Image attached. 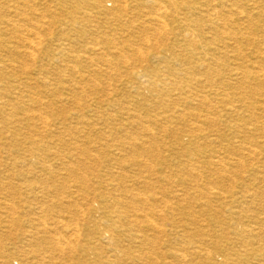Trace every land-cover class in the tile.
<instances>
[{
  "label": "rangeland",
  "instance_id": "374dc122",
  "mask_svg": "<svg viewBox=\"0 0 264 264\" xmlns=\"http://www.w3.org/2000/svg\"><path fill=\"white\" fill-rule=\"evenodd\" d=\"M8 1H11V0H7L6 2ZM102 1H103L102 5L105 8L114 12L112 15L111 14L103 15L102 9H97L95 7H92L91 5L86 6L85 8L80 9L79 11L77 10L78 13L71 15L72 13L71 9H73L72 7L75 6L74 0H41L40 11L44 13L45 15L44 25L41 23L40 26L42 27L39 26L38 28V26L30 25L29 23L30 27L29 25H26L21 30V33L24 32L27 34L31 32L29 33L31 34V39H33V41L37 45H39L38 48H36L37 46H35V48H32L33 43H29V42L23 43L20 40L18 41V39L16 38L15 40H13L14 37H11V36L3 39L2 41L0 40V62H4V65H5L4 68L1 67L0 69H3L4 76L8 78L7 75H11L13 77L12 81L26 83L27 85H29L30 87L32 86L33 88L41 87V89L39 90L41 91L40 93L41 100H44L42 102L46 103L47 105V108L41 111L36 106V104H33L34 106L31 104L33 103L32 98H31L32 95L30 96L29 94L23 93V92H17L19 94H16V95H19L20 99H18V102H16L17 104H15L14 106L10 107L9 105H7V103H5V100L0 101V114L2 112L6 114H10L14 111L19 113L16 123L11 120L8 121L9 119L8 117H7L8 119H4L3 116H0V129H1L0 130V264H41L42 262L38 263L37 261V257L39 256H45V259L47 260L46 261L47 264H51V263L58 264L57 262L59 261H61L59 264H100V262H104L105 260H108V259L112 261L116 260L117 262H121L123 264H134L131 262H137V261H138V264H164L166 262H173V264H179V263L180 264H190L188 262V258L185 261L182 260L180 262H177L174 259H170L169 256L171 255H169V252L170 253L174 252L176 254H179L180 252L179 250H184V252L188 255L190 254L189 252L192 250V247L198 246L200 242L204 243L206 242V240H207L206 242L207 250L215 249L218 253L223 250L227 254V257H226L227 259H224V257L220 256V254L214 255L215 259L214 261H212V264H248V263L249 264H260L262 261H264V243H263L264 240L260 239L250 245H246V244L241 245L240 239L234 234V231H239V232L244 231L246 227L245 225H249V228H252V226L254 227L255 226L254 222H256L257 219H258L257 222H259V220H262V218L264 217V213H263L264 212V199L259 200L258 198H256L254 203H251V201H253L252 199L248 200L247 198H243L244 196L243 192L246 189L245 186L248 185V183L253 184V181L248 182L247 180L249 178V175H251L252 167L247 166L244 168L235 169L233 166H236L235 165L236 163L235 161L232 160L233 158L231 156H229V160L228 158H226L225 161H227V164L230 165L231 173L233 172L232 178H223V177L221 178V174H220L221 171L219 169H216V168L213 169V168L206 167V164L208 162H211L214 159L213 154L210 153L208 150H213L215 152L219 151L221 153H225L226 152L225 149L228 146V142L231 140L234 141V135H235L234 129L236 127L235 123L239 124L241 121L232 120V119L228 120V119H225V117H221V114L216 113V111L219 110L218 104H217L218 101L215 99L212 100L211 105L217 107V110L211 112L212 114L211 116H213V118H211L210 116L211 125L210 124L205 125L204 128L208 129L210 127L208 130H211L214 132L216 131L215 133L220 135L222 139L217 140L216 144L211 145V147L209 146L208 150H206V148L208 147L207 145L208 143L202 137L200 138L198 137L194 139L195 143L193 146L188 147L187 149H181L180 147L179 149L177 147L179 144H181V142L177 141L175 137H171L170 135L168 136L164 132H161V130L160 132L159 130H155L154 133L156 134L157 138H155L154 141L147 140L144 138L145 133L142 132L143 129L139 127L140 120L141 122L143 121L142 123L144 124L150 119H152L153 121L155 120L159 121V119L161 120L164 117V115H166V112L171 111L173 109V105L170 102L169 94L172 93L170 95H177L183 89L189 90V88H187L188 80L192 81L193 83V86L191 89L193 92L202 91L203 95H208L211 99H213L214 97L212 93L216 92V88L211 89L209 87L203 86L202 84L197 85V82H200V81L204 82L206 80L205 76L207 72L206 70L203 69V67L196 64L195 56H197L198 54H196L195 51L191 50L188 47V44L185 38L182 17H184L183 13H184V9L188 1L187 0H142L141 2L139 1L132 2L131 0H127L128 1L127 5L132 7L134 10L128 11L127 13L121 12V14H118V3H117L118 0H102ZM255 1L263 2V3H259V2L258 3L260 4L264 12V1L263 0H245L244 3L247 5H251L250 7H252ZM12 2L20 3L21 0H12ZM32 3H35V0H31V4ZM159 8L161 10H159ZM245 8L247 10V7ZM115 11H116V14H115ZM72 17H75L77 20L76 19L74 20ZM159 18L161 19L157 20ZM0 19H1L0 20V23H1L5 19V17L1 16ZM151 21H154L156 25L152 23ZM230 21H232L234 24L230 22L229 25L227 26V29H231L230 32H233V31L235 32V34H231V36H234L233 38L236 37L235 39L239 41V44H240L239 47L241 48V52L236 51L234 49V47H237L236 44L234 43V41H230L228 42L229 47H227V49H225L224 51L221 50V53H218V52L216 53L217 57L219 58L220 56V59H222L223 62L224 61L226 63L228 62L227 63L228 65L226 64V67H225V72L227 75L225 74L224 76H216L215 79H220V80L225 81V83H227V86L221 89L223 92L221 90H218L219 92L217 91L218 94L223 95L220 97L221 98L225 97V98H222L225 100H227L226 98H228V101L234 102L236 100L232 99V97L233 96L237 97L240 94H243L242 93L243 90H241V88L236 89V87H239V84H237L238 82H236V80L233 79L229 75L230 71L235 70V71L240 72L241 70H246L248 72H254L256 70L255 68H257V65L262 66L264 68V23L259 22L258 26L253 28V27H250V25L247 22H244L246 20H241V19L239 20L236 18V16L230 17ZM166 23L167 25H165ZM74 24L76 26H73ZM85 24H87V26H85ZM150 25L153 27H149ZM31 26H33V28L37 30L35 33L32 32V30L30 29ZM77 26H80V27H77ZM242 26L245 27V29ZM2 27L3 26L0 24V28ZM155 27L156 29H161L162 31L161 30L160 31L162 33L160 35L159 34L155 35L152 32H148L146 34V37L149 38L150 42L149 41L146 43L141 42L139 39L140 34H135V33H140L143 29H148L150 31L155 30ZM83 30L85 31L84 32L85 35L83 37H80L77 33ZM90 32H93V33L91 34ZM94 32L96 34H94ZM99 33H103L104 35L99 34ZM211 33L212 32L208 33V31H205L206 37H208V39L211 40V41L209 40L210 43H213V41L215 42L217 41L216 43L220 44L221 42L224 41V38L222 39L220 37L217 39H215L216 37L215 38L213 37L212 39L210 37L212 36ZM231 36L228 38L233 39L231 38ZM225 37L227 38V36ZM243 37L245 38V42H241L240 40ZM124 38H125V41H123ZM126 38H127V41H126ZM156 38H157V42H155ZM116 39H117V44H116ZM130 39H132L131 41H133V43L136 45L135 46L133 44L135 46L134 49L136 48V50H132V48L130 47L129 45ZM160 39H163V40H160ZM247 40H249V42H246ZM14 41L16 43L18 42L19 44L18 43L16 44ZM184 42H185V45H184ZM164 43L166 44L167 47L164 46L165 45ZM137 47L141 49L139 50ZM30 48L36 53L35 52L33 53V51ZM97 48L101 51L99 50L93 51V49L95 50ZM108 48H114V49H111L110 52H107ZM104 50L106 53L102 52ZM141 50L143 51L140 52ZM14 51L16 52V54ZM30 53H33V55L35 56V58L33 57L34 60L28 58V55L30 56ZM12 54H15V56L12 57ZM121 55H124L127 59L124 57H121ZM137 55L139 57H137ZM230 56H232V58ZM158 57L160 59H158ZM198 57L204 58L205 54L199 55ZM252 57H254V59ZM124 59L126 61H124ZM10 60L16 61L15 62L16 65L11 66L8 63V61ZM240 62H242L243 64ZM73 65H75L76 67H74ZM238 65L239 67L240 66L241 67L239 68ZM4 70H6L7 72ZM108 70L112 71L113 73L109 72ZM114 70L117 72H115ZM50 74L53 77H50L49 76ZM2 79L3 80L1 79L0 80L2 82L4 81L3 85H6L5 78H2ZM91 79L92 80L95 79V80L90 82L89 80ZM43 80L44 82H42ZM106 81H108V83ZM109 82H113V83L110 84ZM86 83L89 86H87ZM50 84H51V88L59 87L63 91L62 97L58 98L57 95L53 96L51 94H48L49 93L48 89H50ZM109 85L110 87H108ZM258 85L259 84L255 82L253 83V85L250 84V86H248L249 92L247 94H249L250 91L252 92L254 89V91H257L256 94H259V96L260 94L263 95L264 87H258ZM79 86L81 88H79ZM194 89H196V91ZM99 90L101 92H99ZM74 91L76 92L78 91L79 92L78 95ZM105 92L108 94H105ZM27 95H29L30 97H27ZM73 95L75 96L77 95V97L81 95L82 104L96 106L97 108L96 114L88 113L87 112L88 110L86 109L84 111H81L82 113L81 116H84L83 117L84 120L85 119L91 120L90 123L92 124L97 123L98 126L96 128L97 131L91 132L87 127L78 126L76 125V122L73 121V124H72L73 128H69L70 130L69 132H71V134L67 132L65 135L62 136L63 140L66 143L68 144L75 143L76 146L78 145V146L86 147L89 151H91V155L96 154L95 156H98V157L103 156L102 158L104 157L108 158L110 154H112L113 156L115 154L117 155L119 154L121 155L122 159L123 158L131 159V155L128 154V150L126 148L123 150H117L119 144L111 143L105 146L106 144L103 142H106L107 139L110 141L114 140L117 137L118 138L123 137V139L125 138L127 140L129 135L130 136L134 135L135 138L138 139L137 140L138 142L148 141V145L157 143V145L160 147V155L162 159L161 162L152 160L151 158H147V157L146 158L139 157L138 159L139 160H141V158L147 159V161L145 160L147 162V165L151 163L152 164L151 167L156 172L160 170V165L166 168L165 171L163 170V172H165V174L169 176L171 179L169 180V182L160 183L164 185L163 187L164 189L169 190L170 188L171 189L170 192H172L173 190L174 191L184 190V192H186V195H187L186 199H187V202H189L188 204L190 205L185 203L183 204L185 208H183L182 210H178V211L175 210L176 206L174 205L173 208L175 209H171V210L169 209L165 212V217L163 218L165 221H162V220L157 221V223L163 225V228L166 230V232H168L167 238L163 237L159 240L160 245H158V247L156 246L155 249H152V250L149 247L141 248L139 244H137L134 241H131L130 239H128V237L124 235L120 236L119 241H120V244L124 247V249L126 251H130V253H133L135 254V256H137V259L135 261H133L132 259L123 258V257L119 258L120 260L118 261L117 259L114 258V255L111 254L110 252L111 248H109V246L107 245L105 241L101 243L100 248L98 250L95 249L97 248L96 243L99 241L98 240L99 235H96L93 229L94 228L95 229L107 228V224L105 222H102L101 218L103 217V214L110 215V212L107 213V211H104V210L102 212V209H101V211H99L98 213H96L95 211H93L92 213L89 210V208L91 207L89 205L90 202L85 201L86 196H90V198H95L96 200L98 199L97 201H99V204L92 203V205L94 204L93 206L94 209L98 210V208H101L103 206L102 205L103 203H101L103 199L102 197H100L101 193L97 192L100 189V186H102V184L99 183L98 179L95 178L94 175H92L90 172L85 173L88 178V179L86 178V180L88 181V183L90 182L89 183L90 190L89 189L81 190L80 187L83 185V181L81 179H77L73 175H70L67 172V170H64V168H62L63 160L64 161L66 160L64 158L67 157V155H69L67 152L65 153V155L62 154L63 155V158L61 157L62 159L60 157L57 158L56 156H52L51 154H47V153L42 154L41 152H36V154L33 155L35 156V158H32V159L30 157L29 159L25 157L28 151L30 152L33 151L32 142H38L41 138L39 135H37L35 128L41 127L42 125L39 121H37L36 119L33 120L32 118L33 117L35 118V116L38 115L37 112L39 113L42 112L44 116L49 117V123L54 124V123H57L56 122L57 119H60L61 117H68L73 112V109H75V105L71 101L72 100L71 96ZM249 95L251 96V94ZM254 96L256 98L258 97V95H254ZM110 98L112 100H110ZM130 103L131 104L134 103V104L131 105ZM125 105L128 107V111H126L127 108L125 107ZM234 105H238V104L235 103ZM123 107L125 108L124 111H122V109H119ZM179 108L183 109L182 106H180ZM130 109L131 111H134V113L130 112ZM135 109L137 110V112H135L136 111ZM190 109L191 110L196 109V111L202 110L195 104L190 105ZM121 112L123 113L121 114ZM130 113L131 114L133 113L134 115L137 113V115L134 116L133 114L131 115ZM243 115L246 118H249L248 115L250 117L252 116L250 112H245L243 113ZM130 116H133L134 118L128 120V123H126L128 117ZM138 116L140 118L143 116L144 117L143 119L142 118L137 119ZM259 117L260 116L257 115V118ZM94 119L96 120L94 121ZM254 121L256 122V119H254L253 117L250 123L254 124ZM186 122H182V121L178 122L174 120L170 123H167L166 121H164L162 124L163 126L167 127L169 130L171 129L172 130H179V129L184 130L188 126L189 122H191L192 124L195 123V121L193 120H187ZM191 123H190V126L192 125ZM69 125L67 126L69 127ZM74 127H76V129ZM232 127L234 129H232ZM100 128L101 129L103 128L105 130L102 129L101 131ZM154 128L156 129V126ZM78 129H82L83 132L79 134L77 132ZM100 134H101V137H100ZM212 139H215V137H213ZM259 140L264 143V139H259ZM17 143H21L22 145H21V148L16 150L15 144ZM127 143H129V140L125 141V144L128 147ZM182 143L187 144L188 139L184 137ZM172 147L176 149V152H174V155L170 154L168 151V149ZM56 148H57L56 150L60 149V151H63V152L65 151L64 149L59 148V146H57ZM201 155L203 157V158L201 157L202 159L200 158ZM43 157H45L49 163L45 168L40 169L38 168L39 165H37L36 159L37 158L42 159ZM79 157L81 158V156H76L75 158L79 159ZM198 158H200V161ZM259 160L261 162L264 161L263 158L260 157V159L258 158L256 162H259ZM82 161L85 162V159H83ZM192 162H195V163H192ZM86 163H88V165H91V163L88 161H86ZM56 166L58 168H56ZM92 168H94L93 169L94 173L95 171H97V173L99 172L100 174H103V173L105 174L107 171H109L108 169L102 167L101 165H96V166L93 165ZM190 168L192 169L190 170ZM117 169H118L117 166L112 168L114 174H116L117 172L116 175H118L119 172H121L119 169L118 170ZM198 171L201 174H199ZM237 172H242L246 178L240 179L237 177V175L234 176V173H237ZM185 174L187 177L185 176ZM133 176L138 178V175L133 173V174H130V178H128L126 181L132 180ZM46 178L47 180H45ZM180 178L183 179L184 183H182L183 181L181 182L179 180ZM252 178L254 179V177ZM123 181H125L124 178H123ZM255 182L256 183L254 184V186L257 185L258 188L257 187L256 188L258 189V191H262L263 190L262 188H264L263 186L264 181L263 182L259 181L260 183H258V181H255ZM194 183H197V185ZM243 185H245L244 186L245 189L243 188L244 190L242 189ZM224 187L226 188V190ZM228 187L230 190H232L231 192L237 193L235 196V198L237 199L230 198L229 195H226L227 198L222 199L223 201L218 200V199L214 200L213 198H211L210 201H207L204 195H202L203 192L206 193V191L208 190L210 193H214L218 191V189L221 190V188L223 189V192L224 191L229 192L230 190H228ZM38 190H40V192ZM168 190L162 191L164 195L163 199L167 202L175 203L176 200L175 199L172 200L174 196L170 194ZM48 192L51 193V195ZM39 193L40 195H38ZM41 193H43V195ZM46 194H49V196ZM112 195L115 196V195H118V193L114 192V194ZM171 195H172V198H171ZM104 196H105L104 200L106 199L109 200L108 196L106 195ZM55 199H57L56 200L57 202L55 201ZM238 202L240 203L238 204ZM69 204L70 205L72 204L73 206L72 205L70 206ZM7 205H8V208H7ZM249 205L250 207L248 208L247 206ZM78 206H80V208ZM222 206L224 207L226 206V209ZM258 206L260 208H258ZM251 210H253V212H251ZM83 211H84V214L82 213ZM101 212H102V215H101ZM15 213L17 214L16 216L14 215ZM57 213L59 214L57 215ZM256 217L257 219H255ZM65 218L66 220H64ZM86 218L87 220L89 218L90 219L87 221ZM8 222H17V223L13 226H9L8 224L10 223ZM51 226L54 228V230L56 229L55 230L56 232L58 231L57 233H59V231H61L59 234L62 233L60 235L61 241L63 240L64 241L60 242L59 246H56V244H52V246L50 247L47 246L46 248L44 247L42 250H35L34 248L32 249L31 247L26 246L23 243L25 242V238L28 235H30L31 231L36 230V229H42L44 227L51 228ZM180 226H183L186 230H188L189 236H187V238L178 236L179 233H180L179 235L183 234L182 233L183 227L181 228ZM228 228H229V231L226 232L223 238L221 237L219 238L215 235V233H218L219 231L221 232V230L224 231L223 229H228ZM67 230H70V231H67ZM69 233H72V234H69ZM63 234H64V237H63ZM67 234L72 235V236H69ZM147 235L148 237L150 236V238H152L154 234L153 232H147ZM230 235L231 237H228ZM41 236L45 237L46 235L44 236L41 235ZM161 240H162V243H161ZM66 242H69L72 245H68V244L66 245ZM52 247L54 248L55 251L51 249ZM186 250L188 251L186 252ZM254 250L255 251L257 250L256 254L259 255L257 256L258 258L256 261H255L256 257L253 256V253H252V251ZM237 253L241 255V258L243 259L242 262L237 261L238 258L235 257V254L237 255ZM47 254H48V257L46 256ZM101 256H103L105 260L103 261L100 260ZM52 257L53 259H51ZM48 261H50L51 263Z\"/></svg>",
  "mask_w": 264,
  "mask_h": 264
},
{
  "label": "bare ground",
  "instance_id": "6f19581e",
  "mask_svg": "<svg viewBox=\"0 0 264 264\" xmlns=\"http://www.w3.org/2000/svg\"><path fill=\"white\" fill-rule=\"evenodd\" d=\"M7 0H0V17L4 16L5 19L0 23L3 27L0 28V40L2 41L5 38L8 37H14L13 40L18 39V41L20 40L21 42L25 43V42H29V43H33L32 44V48H35V46H37L36 48H38L39 45H37L33 39H31V32L29 33H21V30L24 26L26 25H34V26H40V24L42 23L44 25V19H45V15L44 13H42L40 11V3L41 0H35V3L31 4V0H21V2H12ZM75 1V6L72 7V13L71 15H74L76 13H78V11L80 9L85 8L86 6H92L95 7L97 9H102L103 15H112L114 12L111 10H108L107 8H105L102 4L103 1L102 0H74ZM132 2H141L142 0H131ZM187 4L186 7L184 9V17H182L183 19V30L185 32V38L188 44V47L195 51L196 54H198L197 56H195V62L197 65H200L201 67H203L204 70H206V80L204 82L200 81L197 82V85L202 84L203 86L209 87V88H216V92L218 90L223 89L225 86H227V83H225V81L220 80V79H215L216 76H224L226 74L225 72V67H226V63L225 61L223 62L222 59H220L217 57L216 53H221V50L224 51L225 49H227L228 46V42L230 41H234V43L236 44L237 47H234V49L238 52H241V48L239 47V41L236 40L235 38H233L234 36H231V34H235V32H230L231 29H227V26L229 25L230 22V17L236 16L237 19H241V20H246L244 22H247L250 27H257L259 22L260 23H264V12L262 7L260 6L259 3H263L261 1H255L252 5V7H250L251 5H247L245 4V0H187ZM264 1V0H263ZM151 2V1H149ZM259 2V3H258ZM43 3V2H42ZM118 14L122 13H127L128 11H132L134 10L132 7H130L129 5H127L128 1L127 0H118ZM177 3V2H176ZM173 4V3H172ZM158 5V4H157ZM247 7V10L246 8ZM61 8V7H60ZM158 8V7H157ZM156 8V9H157ZM163 8V7H161ZM149 9V8H148ZM165 9V8H164ZM78 10V11H77ZM159 10H161L159 8ZM65 11V10H64ZM90 11V10H89ZM158 11V10H157ZM169 11V10H168ZM81 12V11H80ZM161 12V11H160ZM100 13V12H99ZM116 14V11H115ZM254 14V15H253ZM12 16V17H11ZM167 16V15H166ZM180 16V15H179ZM178 16V17H179ZM10 17V18H9ZM54 17V16H53ZM130 17V16H129ZM135 17V16H134ZM138 17V16H137ZM74 20L76 19L75 17H72ZM92 18V17H91ZM136 18V17H135ZM139 18V17H138ZM153 18V17H152ZM150 19V18H149ZM155 19V18H154ZM161 18L157 19L160 20ZM1 20V19H0ZM77 20V19H76ZM123 20V19H122ZM152 20V19H151ZM156 20V19H155ZM163 20V19H162ZM232 20V19H231ZM182 21V20H181ZM106 22V21H105ZM141 22V21H140ZM152 23H154V21H151ZM28 23V24H27ZM53 23V22H51ZM112 23V22H111ZM147 23V22H146ZM233 23V22H232ZM231 23V24H232ZM236 23V22H235ZM83 24V23H82ZM144 24V23H143ZM155 24V23H154ZM158 24V23H157ZM234 24V23H233ZM242 24V23H241ZM29 25V27H30ZM84 25V24H83ZM115 25V24H113ZM156 25V24H155ZM160 25V24H159ZM167 25V23L165 24ZM50 26V25H49ZM73 26H76L75 24ZM82 26V25H81ZM85 26H87V24H85ZM147 26V25H146ZM42 27V26H40ZM80 27V26H77ZM90 27V26H89ZM94 27V26H93ZM92 27V28H93ZM149 27H153V26H149ZM243 27V26H242ZM68 28V27H67ZM82 28V27H81ZM168 28V27H167ZM233 28V27H232ZM237 28V27H236ZM245 29V27H243ZM249 28V27H248ZM29 29V28H28ZM32 30V32H36L37 30L35 28H33V26H31L30 28ZM84 29V28H83ZM99 29V28H98ZM117 29V28H116ZM119 29V28H118ZM142 29V28H141ZM166 29V28H165ZM89 30V28H88ZM101 30V29H100ZM161 29H156L155 30H148V29H143L140 33H135V34H140V41L143 43H146L149 41V38L146 37V34L148 32H152L155 35H160L162 32ZM164 30V29H163ZM234 30V29H233ZM40 31V29H39ZM135 31V30H134ZM205 31H208V33L212 32V36H210L212 39L213 37L215 39L217 38H224V41L221 42L220 44H217L215 41H213V43H210L208 39V37H206ZM237 31V30H236ZM239 31V30H238ZM254 31V30H253ZM28 32V31H27ZM85 31H80L77 34L80 37H83L85 35L84 33ZM103 32V31H102ZM105 32V31H104ZM113 32V31H112ZM166 32V31H164ZM240 32V31H239ZM38 33V32H37ZM65 33V32H64ZM91 34L93 32H90ZM90 34V35H91ZM94 34H96L94 32ZM93 34V35H94ZM104 35L103 33H99ZM108 34V33H107ZM184 34V33H183ZM237 34V32H236ZM243 34V33H242ZM256 34V33H255ZM110 35V34H109ZM115 35V33H114ZM128 35V34H127ZM154 35V36H155ZM247 35V34H246ZM251 35V33H250ZM33 36V34H32ZM39 36V35H37ZM165 36V35H164ZM227 36V38L225 37ZM233 38L230 39L228 37ZM129 37V36H128ZM85 38V37H84ZM110 38V37H109ZM162 38V37H161ZM98 39V38H97ZM113 39V38H112ZM165 39V37H164ZM221 39V40H222ZM257 39V38H256ZM36 40V39H35ZM114 40V39H113ZM122 40V39H121ZM132 39L129 40V45L132 48V50H136V48L134 49V47L136 46L133 41H131ZM163 40V39H160ZM241 42H245V38H241L240 39ZM125 41V38L124 40ZM122 41V42H123ZM127 41V38H126ZM211 41V40H210ZM15 42V41H14ZM20 42V43H21ZM150 42V41H149ZM155 42H157V38L155 40ZM164 42V41H163ZM162 42V43H163ZM179 42V41H178ZM177 42V43H178ZM215 42V43H214ZM246 42H249V40H247ZM16 43V42H15ZM18 43V42H17ZM16 43V44H17ZM35 43V44H34ZM115 43V42H114ZM233 43V44H234ZM19 44V43H18ZM116 44H117V39H116ZM119 44V43H118ZM135 46H134V45ZM156 44V43H155ZM165 44V43H164ZM231 44V43H230ZM234 44V45H235ZM252 44V43H250ZM25 45V44H24ZM31 45V44H30ZM96 45V44H95ZM185 45V42H184ZM232 45V44H231ZM8 46V45H7ZM23 46V45H22ZM166 46V44L164 45ZM223 46V47H222ZM142 47V46H140ZM167 47V46H166ZM187 47V46H185ZM29 48V47H27ZM40 48V47H39ZM139 49V47H137ZM152 48V47H151ZM183 48V46H182ZM31 49V48H30ZM70 49V48H68ZM111 49L114 48H108L107 52H110ZM137 49V50H138ZM141 49V48H140ZM139 49V50H140ZM181 49V48H180ZM27 50V49H26ZM32 50V49H31ZM29 50V51H31ZM57 50V49H56ZM99 50L97 49H93V51H97ZM124 50V49H123ZM122 50V51H123ZM145 50V49H144ZM229 50V49H228ZM33 51V50H32ZM55 51V50H53ZM92 51V50H91ZM92 51V52H93ZM101 51V50H99ZM113 51V50H112ZM117 51V50H116ZM143 50H141L140 52H142ZM243 51V50H242ZM15 52V51H14ZM19 52V50H18ZM35 51H33L34 53ZM103 53H106L105 50L102 51ZM126 52V51H125ZM33 53H30V56L28 55L29 59L34 60L35 56L33 55ZM36 53V52H35ZM99 53V52H98ZM134 53V52H133ZM139 53V51H138ZM137 53V54H138ZM148 53V51H147ZM225 53V52H224ZM16 54V52H15ZM15 54H12V57L15 56ZM74 54V53H73ZM123 54V53H122ZM144 54V53H143ZM142 54V55H143ZM177 54V53H176ZM175 54V55H176ZM205 54V57H198L199 55H203ZM244 54V53H242ZM38 55V54H37ZM77 55V54H75ZM99 55V54H98ZM119 55V54H118ZM136 55V54H135ZM139 55V54H138ZM137 55V57H139ZM141 55V56H142ZM145 55V54H144ZM174 55V56H175ZM231 55V54H230ZM20 56V55H19ZM53 56V55H52ZM85 56V55H84ZM107 56V55H105ZM242 56V55H241ZM247 56V55H246ZM263 56V55H262ZM21 57V56H20ZM25 57V56H24ZM34 57V58H33ZM79 57V56H77ZM82 57V56H81ZM109 57V56H108ZM107 57V58H108ZM121 57L126 58L124 55H121ZM178 57V56H177ZM223 57V56H222ZM225 57V55H224ZM229 57V56H228ZM232 58V56H230ZM256 57V56H255ZM261 57V56H259ZM10 58V57H9ZM23 58V57H22ZM90 58V57H89ZM103 58V57H102ZM164 58V57H163ZM254 59V57H252ZM258 58V57H257ZM20 59V58H19ZM60 59V58H59ZM77 59V58H76ZM75 59V60H76ZM127 59V58H126ZM133 59V58H132ZM147 59V58H146ZM158 59H160L158 57ZM226 59V58H225ZM224 59V60H225ZM243 59V57H242ZM36 60V59H35ZM95 60V59H94ZM134 60V59H133ZM233 60V59H232ZM256 60V59H255ZM74 61V60H73ZM82 61V60H81ZM87 61V60H86ZM124 61H126L124 59ZM128 61V60H127ZM143 61V59H142ZM235 61V60H234ZM16 61L14 60H10L8 61V63L11 66H15ZM22 62V61H21ZM60 62V61H59ZM252 62V61H251ZM3 63V64H2ZM6 63V62H5ZM31 63V62H30ZM35 63V62H34ZM87 63V62H86ZM105 63V62H104ZM147 63V62H146ZM242 63V62H240ZM28 64V63H27ZM68 64V63H66ZM72 64V62H71ZM106 64V63H105ZM127 64V63H126ZM125 64V65H126ZM143 64V63H142ZM141 64V65H142ZM180 64V63H179ZM234 64V63H233ZM239 64V63H238ZM243 64V63H242ZM42 65V64H41ZM82 65V64H81ZM228 65V64H227ZM19 66V65H18ZM69 66V65H68ZM74 67H76L75 65H73ZM100 66V65H98ZM193 66V65H192ZM4 68V62H0V68ZM30 67V66H28ZM113 67V66H112ZM224 67V68H223ZM231 67V65H230ZM239 67V65H238ZM241 67V66H240ZM239 67V68H240ZM254 67V65H253ZM13 68V67H12ZM11 68V69H12ZM22 68V67H21ZM20 68V69H21ZM102 68V67H101ZM105 68V67H103ZM228 68V67H227ZM238 68V69H239ZM249 68V67H248ZM251 68V66H250ZM15 69V68H14ZM52 69V68H51ZM57 69V68H56ZM98 69V68H97ZM96 69V70H97ZM114 69V68H113ZM157 69V68H156ZM246 69V68H245ZM256 70L254 72H248L246 70H241L240 72L235 71V70H231L230 71V76L236 80V82H238L237 84H239V87H236V89L241 88L242 93L243 94H238L239 96H233L232 99H235L236 101L232 102V101H228V98L225 97H220L223 95L218 94V92H214L212 93L214 95L213 99H211L208 95H203L202 91H196V89H194L196 92H193L192 86L193 83L192 81L188 80L187 82V88H189V90H181L179 94L177 95H170L172 93L169 94L170 97V102L173 105V109L171 111L166 112V115H164V117L159 121L155 120L153 121L152 119H150L149 121L142 123L140 120V128L143 129V133L144 134V138L147 140H155L156 134L154 133L155 130H161V132H164L165 134H167L168 136L170 135L171 137H175V139L179 142H181V144L178 145L177 148L180 149H187L188 147H191L194 145L195 141L194 139L196 138H200L202 137L205 141H207V145L208 147L206 148V150L209 149V146L211 147V145L216 144L217 140H221L222 137L220 135H218L217 133H215L214 131L205 129L204 126L210 124L211 125V121H210V116L212 115L211 112L216 111L217 107L212 106L211 105V101L212 100H217L218 101V108L219 110L216 111L217 114H221V117H225V119H232V120H239L241 121L239 124L235 123L236 127L235 129L232 127V129H234V141H229L228 142V146L226 147V152L225 153H221L219 151H213V150H208L210 153L213 154V160L211 162H208L206 164V167L209 168H216L219 169L221 172V178H232V173L230 171V165L227 164V161H225L226 158H228L229 160V156H231L233 159V161H235V165L233 166L235 169L237 168H244V167H252V172L251 175H249V178L247 179L248 182L249 181H253V184L248 183V185H243L242 189L245 186V191L243 192L244 196L243 198H247L248 200L252 199L253 201H251V203H254V201L256 200V198H258L259 200L264 199V188H262V191H258V187L257 185L254 186V184L256 183L255 181H258V183H260L259 181H264V161H260L256 162L258 160V158L260 159L263 158L264 160V143L261 142L259 139H264V92L262 93L263 95L260 94H256L257 91H253L249 94H251V96L249 94H247L248 91V86H250V84L253 85V83H257L259 84L258 87H264V68L262 66L257 65V68H255ZM10 70V69H9ZM8 70V71H9ZM99 70V69H98ZM118 70V69H117ZM198 70V69H197ZM249 70V69H248ZM6 71V70H4ZM18 71V70H16ZM83 71V70H82ZM102 71V70H101ZM106 71V70H105ZM109 71V70H108ZM115 71V70H114ZM7 72V71H6ZM11 72V71H10ZM100 72V71H99ZM112 72V71H109ZM117 72V71H115ZM228 72V71H227ZM15 73V72H14ZM43 73V72H42ZM96 73V72H95ZM94 73V74H95ZM108 73V72H107ZM113 73V72H112ZM119 73V72H118ZM117 73V74H118ZM81 74V73H79ZM61 75V74H60ZM163 75V74H162ZM227 75V74H226ZM7 77L4 76V72L3 69H0V77L5 78V83L6 85H3L4 81L2 82L1 80H3L2 78H0V101L1 100H5V103H7V105L14 106L15 104H17L16 102H18L19 94L17 92H23V93H27L31 96L33 104H36V106L42 111L45 108H47L46 103L42 102L44 100H41V91H39L41 89V87H35L33 88L32 86L30 87L29 85H27L26 83H22V82H16V81H12V76L11 75H7ZM50 77L51 74L49 75ZM59 76V75H58ZM70 76V75H69ZM107 76V75H106ZM47 77V76H46ZM92 77V76H90ZM88 77V78H90ZM17 78V77H15ZM19 78V77H18ZM43 78V77H42ZM41 78V79H42ZM61 78V76H60ZM80 78V77H79ZM82 78V77H81ZM110 78V77H109ZM189 78V77H188ZM44 79V78H43ZM46 79V78H45ZM50 79V78H49ZM83 79V78H82ZM115 79V78H114ZM229 79V78H228ZM56 80V79H55ZM95 80V79H94ZM94 80H89L94 81ZM173 80V79H172ZM26 81V80H25ZM46 81V80H45ZM174 81V80H173ZM44 82V80L42 81ZM52 82V80H51ZM50 82V83H51ZM82 82V81H81ZM85 82V80H84ZM87 82V81H86ZM108 83V81H106ZM168 82V81H167ZM49 83V82H48ZM63 83V82H61ZM110 84L113 82H109ZM170 83V82H169ZM230 83V82H229ZM44 84V83H43ZM87 84V83H86ZM94 84V83H93ZM96 84V83H95ZM42 85V84H41ZM45 85V84H44ZM47 85V84H46ZM74 85V84H73ZM196 85V86H197ZM34 86V85H33ZM87 86H89L87 84ZM134 86V85H133ZM68 87V86H67ZM86 87V86H85ZM110 87V85L108 86ZM201 87V86H200ZM199 87V88H200ZM230 87V86H229ZM232 87V86H231ZM74 88V86H73ZM79 88H81L79 86ZM103 88V87H102ZM101 88V89H102ZM122 88V87H121ZM195 88V87H194ZM202 88V87H201ZM250 88V87H249ZM87 89V88H86ZM92 89V88H91ZM107 89V88H106ZM110 89V88H109ZM117 89V88H116ZM204 89V88H203ZM47 90V89H46ZM71 90V89H70ZM85 90V89H84ZM129 90V89H128ZM199 90V89H197ZM205 90V89H204ZM235 90V89H234ZM206 91V90H205ZM222 91V90H221ZM48 94L51 95H57L58 98L62 97L63 95V91L57 87V88H51V84H50V89H48ZM76 92V91H74ZM92 92V91H91ZM99 92H101L99 90ZM103 92V91H102ZM204 92V91H203ZM223 92V91H222ZM72 93V92H71ZM78 91L76 92V94L78 95ZM98 93V91H97ZM111 93V92H109ZM141 93V92H140ZM207 93V92H206ZM241 93V91H240ZM46 94V92H45ZM70 94V93H69ZM105 94H108L105 92ZM104 94V95H105ZM143 94V93H142ZM234 94V93H233ZM237 94V93H235ZM29 95H27V97H30ZM77 95H73L71 96L72 98V102L75 105V109H73V112L68 116V117H61L60 119H57L56 122L54 124L49 123V117L48 116H44L41 113L37 112L38 115L35 116V118L33 117V120H37L41 123V127H36L35 131L37 133V135H39L41 138L38 142H32V148L33 151H28L25 155V157L27 159H29V157L35 158V156H33L34 154H36V152H41L42 154H51L52 156H56L57 158H63V155H65V153L67 152L69 155H67V157H65L64 159H66L65 161L63 160V166L62 168H64V170H67V172L70 175L75 176L77 179H81L83 181V185L80 187L81 190H85V189H89V183L86 180L87 175L85 173L90 172L92 175L95 176V178L98 179L99 183L102 184V186H100V189L97 191L99 193H101L100 197H102L103 201H101V203H103L101 208H98V210L94 209L92 205V203H97L99 204V201H97L95 198H90V196H86L85 201L86 202H90V208L89 210L93 213V211H95L96 213H98L99 211L102 212L107 211L110 212V215H106L103 214L102 222H105L107 224V228H98V229H93L94 233L96 235H99L98 238V242L97 244V248H95L96 250H98L100 248V245L103 241H105L107 243V245L109 246V248H111L110 252L111 254L114 255V258L117 259L118 261L120 260L119 258L123 257V258H129L132 259L133 261H135L137 259V256H135V254L130 253V251H126L124 249V247L120 244V236L124 235L126 237H128V239H130L131 241L136 242L137 244H139V246L141 248H150L155 249V247L159 244V240L163 237H168V232H166V230L163 228V225L157 223L158 220H162L165 221L163 218L165 217V212L167 210H171V209H175L173 208V206H176V211L178 210H182L183 208H185L183 206V204H188L189 202H187V195L186 192L183 191H172L170 192V188L168 189H164V185L160 184L162 182H169V180L171 179L169 176H167L165 174V172H163V170L165 171V167L160 165V170L159 171H154L153 168L151 167V163L147 165V159H142L139 160V157H143V158H151L152 160H156L161 162V155H160V147L157 145V143L155 144H151L148 145V141H140L138 142L135 138L134 135L130 136L127 138V140H129L128 147L125 144V141H127L125 138L123 139V137L121 138H116L114 140H106V142H103L107 145L111 144V143H116L119 144L118 149L117 150H123V149H127L128 150V154L131 155V159H125V158H121V155H117L115 154L114 156L112 154H110V156L108 158L103 156L98 157L95 155H91V151H89L86 147L83 146H76L75 143L73 144H68L66 143L62 136L65 135L67 132H69V128H73V121L76 122V125L78 126H84L87 127L91 132L97 131L96 128L98 126V124H92L90 123L91 120L85 119L84 120V116H81L82 113L81 111L84 110H88V113H94L96 114L97 108L94 105H87V104H82L81 103V95L79 97H77ZM88 95V94H87ZM86 95V96H87ZM132 95V94H131ZM254 95H258V97L256 98ZM12 96V97H11ZM89 96V95H88ZM91 96V94H90ZM107 96V95H106ZM111 96V95H110ZM140 96V94H139ZM90 99V98H89ZM211 99V100H210ZM110 100H112L110 98ZM66 101V99H65ZM118 102V101H117ZM130 102V101H129ZM137 102V101H135ZM235 103H237L238 105H234ZM65 104V103H64ZM116 104V103H115ZM123 104V103H122ZM131 104V103H130ZM129 104V105H130ZM134 104V103H133ZM131 104V105H133ZM137 104V103H135ZM170 104V103H169ZM170 104V105H171ZM195 104L196 106H198L199 108H201L202 110L200 111H196V109H190V105ZM213 104V103H212ZM70 105V104H69ZM143 105V104H142ZM22 106V105H21ZM34 106V105H33ZM141 106V105H140ZM180 106L183 107V109L179 108ZM125 107L127 108L126 111H128V107L125 105ZM131 107V106H130ZM136 107V106H135ZM52 108V107H50ZM134 108V106H133ZM153 108V107H152ZM22 109V108H21ZM37 109V108H36ZM122 109V111H124V107L123 108H119ZM140 109V108H139ZM18 110V109H17ZM39 110V111H40ZM136 110V109H135ZM198 110V109H197ZM50 111V110H49ZM45 112V111H44ZM65 112V111H64ZM130 112L131 111L130 109ZM137 112V110L135 111ZM245 112H250L252 114V116L250 117L248 115L249 118L244 117L243 113ZM46 113V112H45ZM50 113V112H49ZM81 113V114H80ZM123 112H121L122 114ZM132 113V114H133ZM153 113V112H151ZM51 114V113H50ZM69 114V113H68ZM110 114V113H109ZM131 114V113H130ZM131 114V115H132ZM260 116L259 118H257V115ZM19 113L18 112H12L10 114H6V113H1L0 116H3L4 119H8L11 121H14L15 123L17 122V117H18ZM99 115V114H98ZM114 115V114H113ZM116 115V114H115ZM129 115V114H128ZM134 115V114H133ZM137 115V113L135 114ZM134 115V116H135ZM139 115V114H138ZM144 115V113H143ZM147 115V114H146ZM145 115V116H146ZM96 116V115H95ZM140 116V115H139ZM137 119H143V117H139ZM8 117V118H7ZM124 117V116H123ZM159 117V116H158ZM254 117V119H256V122L254 121V124L250 123L252 121V118ZM133 116L128 117V120L133 119ZM211 118H213V116H211ZM215 118V117H214ZM136 119V120H137ZM146 119V118H145ZM217 119V118H216ZM96 119H94L95 121ZM178 121V122H186L187 120H193L195 121V123H191L189 122L188 126L186 127V129L184 130H169L167 127L163 126V122L166 121L167 123H170L172 121ZM134 121V120H133ZM111 122V121H110ZM139 122V121H137ZM11 123V122H10ZM131 123V122H130ZM188 123V122H186ZM190 123L192 124L190 126ZM206 123V124H205ZM234 123V122H233ZM70 124V125H69ZM106 124V123H105ZM165 124V123H164ZM69 125V127L67 126ZM101 126V125H100ZM156 126V129L154 128ZM230 126V125H229ZM33 127V126H32ZM35 127V126H34ZM115 127V126H114ZM121 127V125H120ZM178 127V126H177ZM231 127V126H230ZM253 127V128H251ZM76 129V127H74ZM176 128V127H175ZM219 128V127H218ZM217 128V129H218ZM4 129V128H3ZM16 129V128H15ZM101 129V128H100ZM103 129V128H102ZM101 129V131H102ZM225 129V128H224ZM1 130V129H0ZM5 130V129H4ZM40 130V131H39ZM88 130V131H89ZM105 130V129H103ZM108 130V129H107ZM131 130V129H130ZM215 130V128H214ZM222 130V128H221ZM39 131V132H38ZM110 131V130H109ZM112 131V130H111ZM136 131V130H135ZM32 132V130H31ZM79 134L83 132L82 129H78L77 131ZM87 132V131H85ZM71 134V132H69ZM77 133V134H78ZM104 134V133H103ZM118 135V134H117ZM121 135V134H120ZM106 136V134H105ZM141 136V135H140ZM166 136V135H165ZM79 137V136H78ZM101 137V134H100ZM138 137V135H137ZM184 137H186L188 139V143L184 144L183 139ZM213 137H215V139H212ZM50 140H49V139ZM93 138V137H92ZM48 140V141H47ZM95 142V141H94ZM72 143V142H71ZM78 143V142H77ZM150 143V142H149ZM175 143V142H174ZM21 143H17L15 144V149H19L21 148ZM81 145V144H80ZM90 145V144H89ZM161 145V144H159ZM57 146H59V148L64 149L65 151H60L56 150ZM87 146V145H86ZM113 146V145H112ZM166 146V145H165ZM164 146V148H165ZM54 149V150H53ZM100 149V148H98ZM102 149V148H101ZM220 149V148H219ZM6 151V150H5ZM8 151V149H7ZM6 151V152H7ZM169 153L174 155V152H176V149L169 148L168 149ZM5 152V153H6ZM103 152V151H102ZM127 152V151H126ZM120 153V152H119ZM178 153V152H177ZM3 154V152H2ZM7 154V153H6ZM13 154V153H12ZM28 154V155H27ZM39 154V153H38ZM169 154V155H170ZM211 154V155H212ZM48 156V155H47ZM76 156H81V158L79 157V159H76ZM171 156V155H170ZM181 156V155H180ZM204 156V155H203ZM207 156V154H206ZM166 157V156H165ZM175 157V156H174ZM189 157V156H188ZM187 157V158H188ZM202 157V155L200 156V158ZM14 158V157H13ZM24 158V157H23ZM22 158V159H23ZM61 158V159H62ZM76 160H75V159ZM164 158V157H163ZM191 158V157H190ZM194 158V157H193ZM200 158L199 161H200ZM203 158V157H202ZM201 158V159H202ZM25 159V158H24ZM85 159V162H83L82 160ZM87 159V160H86ZM176 159V158H174ZM173 159V160H174ZM37 160V165H39L38 168L42 169L45 168L48 165V161L45 157H43L42 159H36ZM146 160V161H145ZM164 160V159H163ZM207 160V159H206ZM205 160V161H206ZM215 160V161H214ZM86 161L90 162L91 165H88V163H86ZM146 162V163H145ZM195 163V162H192ZM96 165H101L102 167L108 169L109 171H107L105 174H100L99 172L97 173V171H95L94 173V168H92ZM51 166V165H50ZM115 166L118 167V169L121 171L119 172L118 175L117 172L116 174H114L112 168H114ZM193 166V165H191ZM21 167V166H20ZM29 167V166H28ZM37 167V166H36ZM180 167V166H179ZM197 167V166H195ZM16 168V167H15ZM56 168H58L56 166ZM55 168V169H56ZM186 168V167H185ZM233 168V169H234ZM20 169V168H19ZM26 169V168H25ZM50 169V168H49ZM53 169V168H52ZM97 169V168H96ZM117 169V170H118ZM156 169V168H155ZM192 168H190L191 170ZM200 169V168H199ZM212 169V170H213ZM231 169V170H233ZM35 170V169H34ZM33 170V172H34ZM58 170V169H57ZM116 170V168H115ZM52 171V170H51ZM50 171V172H51ZM136 173H135V172ZM182 171V170H181ZM197 171V170H196ZM210 171V170H209ZM217 171V170H216ZM240 171V170H239ZM36 172V171H35ZM168 172V171H167ZM192 172V171H191ZM207 172V171H206ZM214 172V171H213ZM52 173V172H51ZM50 173V174H51ZM136 174L138 175V178L136 177H132V180L126 181L128 178H130V174ZM182 173V172H181ZM199 173V171H198ZM217 173V172H216ZM53 174V173H52ZM51 174V175H52ZM201 174V173H199ZM211 174V173H210ZM54 175V174H53ZM56 175V174H55ZM170 175V174H169ZM219 175V174H218ZM240 179H245V175L242 172H237L234 173V176H236ZM34 176V175H33ZM132 176V175H131ZM186 176V174H185ZM195 176V175H194ZM203 176V175H202ZM211 176V175H209ZM35 177V176H34ZM180 177V176H178ZM182 177V176H181ZM187 177V176H186ZM254 177V179L252 178ZM83 178V179H82ZM123 178L125 179V181H123ZM173 178V177H172ZM193 178V177H192ZM197 178V177H196ZM195 178V179H196ZM88 179V178H87ZM178 179V178H177ZM194 179V180H195ZM217 179V178H215ZM34 180V178H33ZM36 180V179H35ZM40 180V179H39ZM47 180V178L45 179ZM55 180V179H54ZM53 180V182H54ZM65 180V179H64ZM73 180V179H71ZM155 180V181H154ZM174 180V179H173ZM172 180V181H173ZM181 182L183 181L182 178L179 179ZM51 181V180H49ZM90 181V180H89ZM186 181V180H185ZM188 181V180H187ZM197 181V180H196ZM28 182V181H27ZM62 182V181H61ZM191 182V181H190ZM200 182V181H199ZM213 182V181H212ZM241 182V181H240ZM239 182V183H240ZM74 183V182H73ZM96 183V182H95ZM180 183V182H178ZM184 183V181L182 182ZM181 183V184H182ZM192 183V182H191ZM225 183V182H224ZM234 183V182H233ZM10 184V183H9ZM25 184V183H24ZM45 184V183H44ZM174 184V183H173ZM197 185V183H194ZM200 184V183H199ZM220 184V182H219ZM42 185V184H41ZM47 185V184H46ZM45 185V186H46ZM55 185V184H54ZM60 185V184H59ZM75 185V184H74ZM81 185V184H80ZM79 185V186H80ZM91 185V184H90ZM178 185V184H177ZM195 185V187H196ZM204 185V184H203ZM214 185V184H213ZM51 186V185H50ZM76 186V185H75ZM259 186V185H258ZM262 186V185H261ZM264 186V185H263ZM10 187V186H9ZM44 187V185H43ZM49 187V186H48ZM64 187V186H63ZM70 187V186H69ZM74 187V186H73ZM211 187V186H210ZM257 187V188H256ZM54 188V187H53ZM175 188V186H174ZM225 188V187H224ZM261 188V187H260ZM39 189V188H37ZM49 189V188H48ZM51 189V188H50ZM59 189V188H58ZM76 189V188H75ZM79 189V188H78ZM239 189V188H238ZM243 189V190H244ZM44 190V189H43ZM61 190V189H60ZM73 190V189H72ZM90 190V189H89ZM163 190H168V192H170V194H172L174 197L171 198L172 200L175 199L176 202H167L165 201L164 195L162 193ZM216 190V189H214ZM226 190V188H225ZM228 190L229 187H228ZM40 192V190H38ZM74 191V190H73ZM187 191V190H186ZM232 190L228 191H224L221 188L218 189V191L214 192V193H210L209 190L202 193V195H204V197L207 199V201H210L211 198H213L214 200L218 199V200H222L227 198L226 195H229L230 198H235L236 194L235 192H231ZM35 192V191H34ZM45 192V191H44ZM75 192V191H74ZM115 193H118V195H112ZM200 192V191H199ZM202 192V191H201ZM47 193V192H46ZM49 193V192H48ZM67 193V192H66ZM92 193V192H91ZM43 195V193H41ZM51 195V193H49ZM49 194H46L49 196ZM200 194V193H199ZM207 194V195H206ZM240 194V192H239ZM40 195V193L38 194ZM104 195L108 196L109 200H104ZM194 195V194H193ZM37 196V195H36ZM92 196V195H91ZM11 197V196H10ZM41 197V196H40ZM45 197V196H44ZM65 197V196H64ZM77 197V195H76ZM75 197V198H76ZM23 198V197H22ZM38 198V197H37ZM229 198V199H230ZM39 199V198H38ZM60 199V198H59ZM80 199V198H79ZM237 199V198H235ZM48 200V199H47ZM57 199H55L56 201ZM84 200V199H83ZM82 200V201H83ZM199 200V199H198ZM13 201V200H12ZM50 201V199H49ZM76 201V200H75ZM81 201V200H80ZM79 201V202H80ZM223 201V200H222ZM57 202V201H56ZM66 202V201H65ZM68 202V201H67ZM77 202V201H76ZM49 203V202H48ZM64 203V202H63ZM69 203V202H68ZM67 203V204H68ZM84 203V202H83ZM240 202H238L239 204ZM10 204V203H9ZM46 204V203H45ZM66 204V205H67ZM96 204V205H97ZM235 204V203H234ZM233 204V206H234ZM15 205V204H14ZM64 205V204H63ZM70 205V204H69ZM72 205V204H71ZM70 205V206H71ZM79 205V204H78ZM190 205V204H188ZM258 205V204H257ZM58 206V205H57ZM69 206V207H70ZM73 206V205H72ZM200 206V204H199ZM214 206V205H213ZM220 206V205H219ZM241 206V205H240ZM260 206V205H259ZM258 206V208H260ZM3 207V206H2ZM59 207V206H58ZM68 207V206H67ZM75 207V206H74ZM80 208V206H78ZM87 207V206H86ZM202 207V206H201ZM224 207V206H222ZM237 207V206H236ZM239 207V206H238ZM248 208L250 207L247 206ZM257 207V206H256ZM8 208V205H7ZM82 208V207H81ZM200 208V207H199ZM226 209V206L224 207ZM254 208V207H253ZM16 209V208H15ZM18 209V208H17ZM76 209V208H75ZM74 209V210H75ZM215 209V208H214ZM243 209V207H242ZM19 210V209H18ZM68 210V209H67ZM199 210V209H197ZM201 210V209H200ZM235 210V209H234ZM238 210V209H237ZM248 210V209H247ZM43 211V210H42ZM81 211V209H80ZM239 211V210H238ZM255 211V210H254ZM61 212V211H60ZM101 212V215H102ZM251 212H253V210H251ZM263 212V210H262ZM43 213V212H42ZM77 213V212H76ZM84 214V211L82 212ZM264 213V212H263ZM59 213H57L58 215ZM223 214V213H222ZM240 214V212H239ZM248 214V212H247ZM250 214V213H249ZM15 216L17 215L16 213L14 214ZM29 215V214H28ZM69 215V214H68ZM72 215V213H71ZM78 215V214H77ZM99 215V214H98ZM170 215V214H169ZM256 215V213H255ZM258 215V214H257ZM27 216V215H26ZM49 216V215H48ZM82 216V215H81ZM94 216V215H93ZM12 217V216H11ZM43 217V216H41ZM85 217V216H84ZM100 217V216H99ZM98 217V218H99ZM177 217V216H176ZM235 217V216H234ZM244 217V216H243ZM250 217V216H248ZM50 218V217H49ZM77 218V217H76ZM92 218V217H91ZM260 218V217H259ZM262 218V216H261ZM53 219V218H52ZM60 219V218H59ZM62 219V218H61ZM90 219V218H89ZM88 219V220H89ZM171 219V218H170ZM248 219V218H247ZM250 219V218H249ZM257 219V217L255 218ZM46 220V219H45ZM48 220V219H47ZM66 220V218L64 219ZM75 220V219H74ZM73 220V221H74ZM87 220V218H86ZM87 220V221H88ZM10 221V220H9ZM27 221V220H26ZM42 221V220H41ZM49 221V220H48ZM72 221V222H73ZM83 221V220H82ZM95 221V220H94ZM258 219L256 220L255 226L252 228H249V225H245V229L242 232L239 231H234V234L240 239L241 241V245L242 244H246V245H250L260 239L264 240V217L262 218V220H259V222H257ZM91 222V221H90ZM161 222V221H160ZM186 222V221H185ZM10 224H8L9 226H13L15 225L17 222H8ZM100 223V222H99ZM5 224V223H4ZM42 224V223H41ZM71 224V223H70ZM166 224V223H165ZM169 224V223H168ZM167 224V225H168ZM195 224V223H194ZM246 224V223H244ZM251 224V223H250ZM24 226V225H23ZM22 227V225H21ZM39 227V226H38ZM69 227V226H68ZM181 228L183 226H180ZM224 227V226H223ZM251 227V226H250ZM262 227V228H260ZM65 228V227H64ZM220 228V227H219ZM242 228V227H241ZM70 229V228H69ZM72 229V227H71ZM173 229V228H172ZM204 229V228H203ZM56 230V229H55ZM54 230V228L51 226V228L48 227H44L42 229H36L30 232V235H28L25 238V242H23L26 246L31 247L32 249L34 248L35 250H42L44 247L46 248L47 246L50 247L52 246V244H56V246L60 245L61 241V234H59L61 231H59V233H57ZM75 230V229H74ZM171 230V229H170ZM224 231L221 230V232L219 231L218 233H215V235L217 237H221L223 238L226 234V232L229 231L228 229H223ZM70 231V230H67ZM76 231V230H75ZM80 231V230H79ZM89 231V230H88ZM169 231V230H168ZM193 231V230H192ZM208 231V230H207ZM66 232V231H65ZM73 232V231H72ZM78 232V231H77ZM81 232V231H80ZM147 232H153V239L150 238V236L148 237ZM202 232V231H201ZM24 233V232H23ZM178 233V232H177ZM182 235L181 236L183 238H187L188 235V230H186L183 227L182 230ZM72 234V233H69ZM67 234V235H69ZM78 234V233H77ZM149 234V233H148ZM24 235V234H23ZM41 235H46L45 237H42ZM66 235V234H65ZM177 235V234H176ZM72 236V235H69ZM64 237V234H63ZM201 237V236H200ZM228 237H231L228 236ZM70 238V237H69ZM74 238V237H73ZM202 238V237H201ZM68 239V238H67ZM196 239V238H195ZM194 239V240H195ZM205 239V238H204ZM217 239V238H216ZM69 240V239H68ZM198 241V240H197ZM196 241V242H197ZM75 242V241H74ZM207 242V240H206ZM206 242L204 243H199L198 246L192 247V250L189 252L190 254H186L184 252V250H179V254H176L174 252H169V258L170 259H174L177 262L180 261H185L188 258V262L190 264H212V261H214V255L216 254H220V256L224 257V259H227V254L225 253V251H221V252H217L215 249H211V250H207V246H206ZM162 243V240H161ZM264 243V242H263ZM64 244V243H63ZM72 245L69 242H66V245ZM224 244V242H223ZM62 245V244H61ZM104 245V244H103ZM164 245V244H163ZM254 245V244H253ZM65 246V245H64ZM62 246V247H64ZM183 246V245H182ZM191 246V245H190ZM210 246V245H209ZM212 246V245H211ZM263 246V245H262ZM61 247V246H60ZM69 247V246H67ZM71 247V246H70ZM240 247V245H239ZM255 247V246H254ZM56 248V247H55ZM168 248V247H167ZM212 248V247H211ZM242 248V247H241ZM240 248V249H241ZM51 249L54 250V248L52 247ZM70 249V248H69ZM76 249V248H74ZM191 249V248H190ZM244 249V248H243ZM72 250V248H71ZM157 250V249H156ZM238 250V249H237ZM174 251V250H172ZM188 250H186L187 252ZM236 251V250H235ZM243 251V250H242ZM28 252V251H27ZM59 252V251H58ZM150 252V251H149ZM157 252V251H156ZM161 252V251H160ZM163 252V251H162ZM257 250L252 251L253 256L256 257L255 261L257 260V256H259L258 254H256ZM26 253V252H25ZM24 253V255H25ZM60 253V252H59ZM246 253V252H245ZM251 253V254H252ZM46 254V253H45ZM44 254V255H45ZM66 254V253H65ZM52 255V254H51ZM58 255V254H57ZM62 255V254H61ZM144 255V254H143ZM147 255V254H146ZM48 257V254L46 255ZM56 256V255H55ZM54 256V257H55ZM59 256V255H58ZM245 256V254H244ZM252 256V255H251ZM143 257V256H142ZM235 257L238 258V262H242V258L241 255H239L237 253V255L235 254ZM254 257V258H255ZM250 258V257H249ZM252 258V257H251ZM53 259V257L51 258ZM57 259V258H56ZM33 260V259H32ZM100 260H105L103 258V256L100 257ZM158 260V259H157ZM169 260V259H168ZM262 260V259H261ZM37 261L38 263L41 264H47V260L45 259V256H39L37 257ZM54 261V260H53ZM50 262V261H48ZM61 261L57 262L58 264ZM64 262V261H63ZM176 262V263H177ZM51 263V262H50ZM81 263V262H80ZM134 264H138L137 262H131ZM141 263V262H140ZM158 263V262H157ZM235 263V262H234ZM52 264V263H51ZM100 264H123L121 262H117L116 260L112 261V260H105L104 262H100ZM164 264H173V262H166ZM180 264V263H179ZM249 264V263H248ZM260 264H264V261H262Z\"/></svg>",
  "mask_w": 264,
  "mask_h": 264
}]
</instances>
